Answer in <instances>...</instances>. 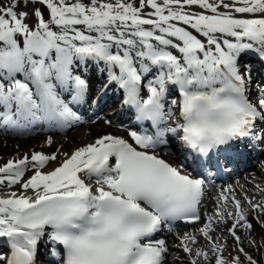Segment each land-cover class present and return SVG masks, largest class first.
I'll use <instances>...</instances> for the list:
<instances>
[{"label": "snow or ice", "instance_id": "6c2138e0", "mask_svg": "<svg viewBox=\"0 0 264 264\" xmlns=\"http://www.w3.org/2000/svg\"><path fill=\"white\" fill-rule=\"evenodd\" d=\"M249 53L264 62V0L0 3V130L83 122L93 70L105 92L122 91L135 121L117 125L126 136L0 165L10 189L0 194V264H38L42 247L52 264H168L162 233L201 221L208 165L219 171L220 156L264 143V84L253 98ZM172 149L191 163L161 154ZM254 190L259 200L221 187L202 227L177 233L173 247L189 264H264L244 247L256 246L252 220L264 229V186ZM224 233L236 255H225Z\"/></svg>", "mask_w": 264, "mask_h": 264}, {"label": "rangeland", "instance_id": "374dc122", "mask_svg": "<svg viewBox=\"0 0 264 264\" xmlns=\"http://www.w3.org/2000/svg\"><path fill=\"white\" fill-rule=\"evenodd\" d=\"M11 2H12V0H0V3H2L4 6L10 5ZM138 3H139V0H137V5H138ZM26 10H28L29 12H31V6H29V8L26 9ZM145 11H146V9H145ZM28 23H30V24L34 23V20L29 19L28 20ZM97 121H98V123L103 124V122L100 119H98ZM94 123H95V121H94ZM90 126H92V125H84V126H81V127L77 128V129L71 131L69 134L62 135V136H57V137H54V139L55 140H63V142H66L67 144H69L70 145L69 146V152H71L75 148H77V144L81 141L79 138L76 139L75 136H77L78 134H80L84 130L85 131L88 130L90 128ZM105 126L108 128L107 130H113V129H111V126H109V125H105ZM77 137H79V136H77ZM1 138H3V139H15L13 137L2 136V135H1ZM88 138H90V137H88ZM18 139H21V138H18ZM75 141L77 143H75ZM56 144H57V142H54L51 146H48L46 144V142L43 141L42 143H37L34 146H26V147H21V148H19V147H12V148H10L9 145H6L5 144L0 149V160H2L0 162L1 163H4L5 161H7V159L19 157V155H17V154H19V152L28 151V149H29L30 152H33V151H43L45 153H50V152H56L57 149H59L60 152L61 151L63 152L64 150H62L60 148V146H58ZM6 149H8V151L5 152L4 150H6ZM1 163H0V165H1ZM252 189H254V185H253ZM198 228L199 227H196L195 229L197 230ZM241 234L242 235H245V233H243V231H241ZM248 238L249 239H254L256 241V246L255 247H252L251 245H249L247 243V241L245 242L244 245L260 261H264V231L262 229H260L259 227H256L253 230V233H251L248 236ZM225 240H226V245H227L226 246L227 247L226 249H228L227 253L226 252L225 253L227 255H228V253H231L232 255H236L237 253L233 249V245L234 244L232 243V240L229 241L226 238H225ZM177 255L179 257H181V260H180L181 262L179 264H188V261L186 259L187 258V254L186 253H184L182 250H178L177 251Z\"/></svg>", "mask_w": 264, "mask_h": 264}, {"label": "bare ground", "instance_id": "6f19581e", "mask_svg": "<svg viewBox=\"0 0 264 264\" xmlns=\"http://www.w3.org/2000/svg\"><path fill=\"white\" fill-rule=\"evenodd\" d=\"M195 10H197V11H199V9L197 8V9H195ZM108 128L105 126V125H103V124H100V123H96V124H94V125H92V126H90V128L88 129V130H84V131H82L80 134H78L77 136H79V137H77V136H75V138L76 139H80L81 141L77 144V147H79V146H82V145H84V144H87V143H90V142H93L98 136H100V135H103V134H105L107 131ZM49 137H51V136H46V135H39L38 137H35V138H29V139H3V138H1L0 137V149L3 147V145H9L10 146V148H12V147H19V148H21V147H26V146H34L35 144H37V143H42L43 141L44 142H46V139L47 138H49ZM88 137H90V138H88ZM52 138V137H51ZM52 140L54 141V139L52 138ZM74 142V141H73ZM72 143V142H71ZM75 143H77L76 141H75ZM58 145L60 146V148L62 149V150H64L63 152H69V144H67L66 142H63V140H59V142H58ZM62 146V147H61ZM9 148V149H10ZM5 152L6 151H8V149H6V150H4ZM19 151V150H18ZM29 153H31L30 151H29V149H28V151H23V152H19V154H17V155H19L20 157L19 158H21V157H23V155H25V154H29ZM11 159H13V158H11ZM9 159H7V161H8ZM0 161H2V160H0ZM6 161V162H7ZM1 163V162H0ZM2 164H4V163H2ZM1 164V165H2ZM53 165H51L50 166V168L52 167ZM31 174L32 173H28L25 177H24V179H27V178H29L30 176H31ZM14 190V189H13ZM203 214H204V212H203ZM250 219H251V217H250ZM252 223H253V225H255V222L252 220ZM216 235H220L219 234V232L217 231V233H216ZM224 236V235H223ZM225 237V236H224Z\"/></svg>", "mask_w": 264, "mask_h": 264}]
</instances>
